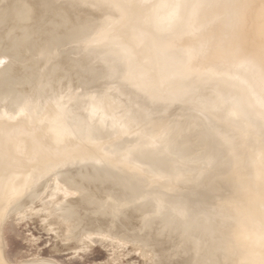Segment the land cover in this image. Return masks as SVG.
Returning <instances> with one entry per match:
<instances>
[{"label": "bare ground", "instance_id": "bare-ground-1", "mask_svg": "<svg viewBox=\"0 0 264 264\" xmlns=\"http://www.w3.org/2000/svg\"><path fill=\"white\" fill-rule=\"evenodd\" d=\"M1 78L3 264H60L6 255L7 220L39 211L75 251L96 234L146 264H264V0H0Z\"/></svg>", "mask_w": 264, "mask_h": 264}, {"label": "rangeland", "instance_id": "rangeland-1", "mask_svg": "<svg viewBox=\"0 0 264 264\" xmlns=\"http://www.w3.org/2000/svg\"><path fill=\"white\" fill-rule=\"evenodd\" d=\"M106 22L109 23V20H106ZM119 27H120L119 21H114V23L111 26H109L105 32L99 35V37H101L104 34H106L107 37L105 40L103 41L95 40V41H91V43L94 44V43H102V42H113L110 40L113 34L119 32L118 30ZM160 38L161 37L153 38V40L161 41ZM93 39H96V37H91V40ZM149 45H150V41L140 40V42L136 44V46H134L131 49H128L127 55L123 58L125 59V62L121 64L122 67L120 68V74L123 75V79L130 80L129 78L130 72L133 69L135 70L139 68L137 67L138 65H141L139 64L140 62L138 59L139 56L145 58L151 55L149 51ZM89 48L91 47H88V49ZM103 49H107L109 51L114 50L116 52L115 54L113 52H106L105 55L112 54L115 57V59H118L119 61L122 60L119 51L115 48V43L112 45H107ZM133 52L136 53L135 56H133L132 54ZM12 74L10 73V75ZM213 75L214 73H210V72L209 75L200 74V76L197 78V81L200 84H194L193 86H184L181 92H177V91L166 92V94L163 96L165 98L164 102L168 104L176 99L182 97H189L190 94L194 95L199 93L201 90V86H204V84L201 83L205 82L209 78H213ZM6 77L9 76L6 75ZM1 80L2 78L0 79V81ZM4 80L5 78L3 77V80L1 81L2 84L5 83ZM2 84L0 83V86H2ZM143 85L144 83H140L139 86H136V88L139 89L138 94L142 95L143 93L153 97L156 100L157 99L156 96L151 94L148 90H145L143 88ZM2 87H0V89H2ZM4 88L5 86L3 87V89ZM153 102L156 103V101ZM227 120L228 119H224L222 120V122H225ZM246 134H243L241 138L243 139L246 136ZM256 139L257 137H255L254 139L256 145L260 143V141H261L260 144L264 143V139L259 138L260 141L258 139L256 141ZM241 144L244 145L243 141ZM256 145L253 148H255ZM51 186H53V184H51ZM50 190L51 188H49V190L46 191V193L43 195V198L41 199L47 200L48 199L47 194L49 193L48 191ZM259 194H264V189L259 188L257 195ZM251 197L254 198L252 195ZM41 199L36 200V202L34 203L35 210L41 207L40 204L42 202ZM42 215H44L43 211L42 212L39 211L35 213L26 212L24 216L22 215L23 217L19 215L18 216L12 215L7 220L4 230V240H5V252L10 260L16 261L18 259H29V258L41 256L55 260L60 264H144V263L146 264V262L143 263L142 256L141 255L139 256L138 252L130 250V245L128 244L118 245L116 243L110 242L109 239H102V237H100L99 235L96 236V234L91 236L93 242L90 247L84 250L77 249L75 251V249L73 248L74 243L71 241L69 242L67 241L68 243L66 245V241L64 242L61 239V237L59 239V237L57 236L58 235L57 230H50L48 222L42 220ZM54 231H56V233ZM71 247L73 249H71Z\"/></svg>", "mask_w": 264, "mask_h": 264}, {"label": "water", "instance_id": "water-1", "mask_svg": "<svg viewBox=\"0 0 264 264\" xmlns=\"http://www.w3.org/2000/svg\"><path fill=\"white\" fill-rule=\"evenodd\" d=\"M223 40V39H222ZM225 44V40H223V45Z\"/></svg>", "mask_w": 264, "mask_h": 264}, {"label": "snow or ice", "instance_id": "snow-or-ice-1", "mask_svg": "<svg viewBox=\"0 0 264 264\" xmlns=\"http://www.w3.org/2000/svg\"><path fill=\"white\" fill-rule=\"evenodd\" d=\"M0 264H3V262H2V261H0Z\"/></svg>", "mask_w": 264, "mask_h": 264}]
</instances>
